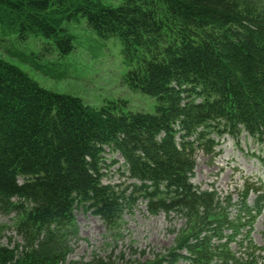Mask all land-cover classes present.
<instances>
[{"label": "trees", "instance_id": "obj_1", "mask_svg": "<svg viewBox=\"0 0 264 264\" xmlns=\"http://www.w3.org/2000/svg\"><path fill=\"white\" fill-rule=\"evenodd\" d=\"M80 21L136 61L125 82L155 111L92 108L0 57V210L18 215L24 244L19 254L0 244V264H264L251 239L264 184L245 178L233 201L191 183L198 152L214 158L224 136H244L264 166V0H0V26L21 40L40 34L44 54L69 55L66 26ZM115 155L126 183L105 184ZM139 202L180 218L166 254L67 260L55 232L74 226L75 210L112 228Z\"/></svg>", "mask_w": 264, "mask_h": 264}, {"label": "rangeland", "instance_id": "obj_2", "mask_svg": "<svg viewBox=\"0 0 264 264\" xmlns=\"http://www.w3.org/2000/svg\"><path fill=\"white\" fill-rule=\"evenodd\" d=\"M66 28L74 38V49L69 55L60 57L56 52L42 53L47 41L40 34L21 40L18 32L9 33L0 26V57L42 88L77 97L92 108L118 104L124 113H154V99L131 90L126 84L127 74L136 61L123 54L116 38L101 39L90 35L83 21L68 24ZM9 53H15L17 57ZM32 63L41 65V71L35 70ZM218 143L214 158L198 152L192 184L203 190L213 188L222 197L231 194L233 201H236L245 178L264 184V166L253 156L257 155V148L246 142L244 136L239 144L228 136L219 139ZM115 159L119 162L105 174V184L126 183V177L118 171L123 161L119 155H115ZM253 198L250 194V205ZM75 218L73 227L55 232L66 236L63 245L67 247V260L73 263L88 261L93 255L105 257L120 252L136 258L138 255L132 254L133 251H144L147 258H152V253L166 254L182 226L180 218L175 216L169 220L164 214L151 216L143 202L136 204L131 212L125 211L112 228L81 208L75 210ZM18 220L16 213L0 210V244L16 254L24 246L15 230ZM251 239L256 245L264 246V208L253 226Z\"/></svg>", "mask_w": 264, "mask_h": 264}]
</instances>
